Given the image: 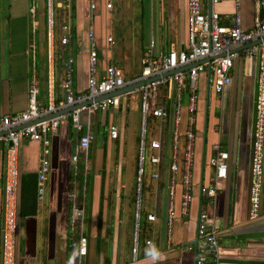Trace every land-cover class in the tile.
I'll list each match as a JSON object with an SVG mask.
<instances>
[{"label":"crops","instance_id":"obj_1","mask_svg":"<svg viewBox=\"0 0 264 264\" xmlns=\"http://www.w3.org/2000/svg\"><path fill=\"white\" fill-rule=\"evenodd\" d=\"M239 2L244 29L252 26L254 18L264 16L261 0ZM202 3L205 10L211 8L209 0ZM212 8L224 23L230 22L233 2L220 1ZM55 9L58 28L51 56L45 0H0V117L26 108L27 87L33 74L43 99L48 94V80L53 78L52 91L59 103L63 97L61 63L68 55L74 58V88L84 92L89 30L97 41L99 71L102 73L114 63L127 79L140 73L141 56L150 45L153 56L186 48L188 0H98L94 11L89 9V0H55ZM63 24H68L72 32L67 46L59 41ZM256 73L254 59L236 58L231 84L219 95L212 93L209 103L207 98L201 101L202 119L195 131L193 198L187 215L177 212L170 247L165 231L172 140L170 128L164 131L161 180L155 182L147 176L143 193L145 214L154 213L156 218L153 222L143 221V242L136 261H132L131 246L140 134L139 93L120 95L117 106L92 114V140L86 157L76 164L72 157L79 133L70 119L60 122L51 135V168L42 199L37 193L41 145L24 140L19 149L15 264H194L201 212H206L219 230L220 264H264V184L260 215L254 220L249 218ZM201 84L205 85L204 77ZM111 125L118 128L116 139L109 135ZM157 134V119L151 118L149 138ZM215 146L228 153V171L226 178L218 181L215 195L208 196L202 189L214 183ZM154 168L148 163L147 174ZM3 184L2 147L0 264ZM180 189L178 183L177 207ZM75 206L82 208V216H73ZM81 234L87 237L88 244L86 254L79 256ZM145 240L151 244L146 245Z\"/></svg>","mask_w":264,"mask_h":264},{"label":"built area","instance_id":"obj_2","mask_svg":"<svg viewBox=\"0 0 264 264\" xmlns=\"http://www.w3.org/2000/svg\"><path fill=\"white\" fill-rule=\"evenodd\" d=\"M98 0H89V9L97 8ZM220 1L234 3V14L229 23L212 6ZM211 8L204 9L202 0H188L187 44L183 49H171L155 56L151 45L143 51L140 59V73L127 79L117 65L111 63L101 73L98 69L97 41L91 30L88 38V78L84 92L74 88V58L71 55L62 61L64 77L61 81L62 100L56 103L53 95V78L48 80L46 98L40 95V86L33 74L27 87L26 108L0 117V148H4V184L2 196V242L1 264H15L17 236V205L19 184V149L24 140L38 141L41 145L37 170V193L42 199L50 172L51 135L59 128L60 122L70 119L73 129L79 133L73 162L76 164L86 157L92 135L91 116L96 111H104L118 104L119 96H108L123 87L140 81L145 84L132 92L140 96V134L137 151V172L134 197V226L131 246L132 261L139 256L142 232L143 193L145 179L149 176L155 182L161 180L164 153V131L170 128L171 152L169 179L167 182L166 242L172 244L173 225L179 211L188 214L193 198V168L196 141L197 114L200 82L204 77L206 98L212 93L221 94L232 82L234 60L251 57L256 61V88L254 101L253 150L251 160V188L249 218L260 215L264 184V16L254 18L250 28L242 27L239 0H209ZM111 4H107L110 8ZM46 38L49 54L55 51V0H45ZM264 13V0L260 2ZM60 44L67 46L72 38L68 24L60 26ZM111 40V39H109ZM255 44H250L254 43ZM249 44V46L240 48ZM174 71V72H173ZM69 112L50 117L52 114L77 106ZM83 114V115H82ZM151 118L157 119L158 134L149 138ZM109 135L116 139L118 128L109 127ZM212 163L215 167L214 183L202 189L208 196H214L217 183L225 179L228 171V153L215 146ZM179 159L181 164L179 165ZM148 163L154 170L147 174ZM180 183V202L177 207V188ZM83 215L79 206L73 209V216ZM154 213H146L148 222L155 221ZM88 239L80 235L79 256L87 252ZM150 245V240H145ZM219 230L213 219L206 213L198 215L194 264H220Z\"/></svg>","mask_w":264,"mask_h":264},{"label":"water","instance_id":"obj_3","mask_svg":"<svg viewBox=\"0 0 264 264\" xmlns=\"http://www.w3.org/2000/svg\"><path fill=\"white\" fill-rule=\"evenodd\" d=\"M255 43H257V42L250 43V44L252 45V44H255ZM247 46H249V44H247V45H245V46H242V47H240V48L242 49V48L247 47ZM173 72H174V71H173ZM148 81H149V80H147V81H140V82L135 83V84L127 85V86L123 87L122 89H120V90H118V91H116V92H114V93H112V94L105 95V97H108V96H120V95H124V94H126V93L132 92L135 88H137V87H139V86L145 84V83L148 82ZM207 93H208V91H207ZM79 106H80V105L69 107V108H67L65 111H61V112H57V113L52 114L50 117L57 116V115L61 114L62 112H69V111H72V110L76 109V108L79 107Z\"/></svg>","mask_w":264,"mask_h":264},{"label":"rangeland","instance_id":"obj_4","mask_svg":"<svg viewBox=\"0 0 264 264\" xmlns=\"http://www.w3.org/2000/svg\"><path fill=\"white\" fill-rule=\"evenodd\" d=\"M130 10H132V9H130ZM130 13H132V11H130ZM57 38V37H56ZM200 90H199V105H198V118H197V125H198V123L199 124H201V119L202 118H199L200 117V114H199V112H200V108H202L203 107V103L201 102V101H203L204 102V98H206V94L203 96V93L204 92H206V87H205V85L203 84H201V82H200ZM256 91V90H255ZM212 95V94H211ZM254 100H255V98H254ZM83 115V114H82ZM91 121H92V116H91ZM145 220V211H144V213H142V219H141V226L143 227V221ZM141 240H140V243H142L143 242V238H140Z\"/></svg>","mask_w":264,"mask_h":264},{"label":"trees","instance_id":"obj_5","mask_svg":"<svg viewBox=\"0 0 264 264\" xmlns=\"http://www.w3.org/2000/svg\"><path fill=\"white\" fill-rule=\"evenodd\" d=\"M45 12H46V8H45ZM45 16H46V13H45ZM58 15H56V23H55V36H56V32H57V28H58ZM55 38V37H54ZM58 102V100H57Z\"/></svg>","mask_w":264,"mask_h":264}]
</instances>
